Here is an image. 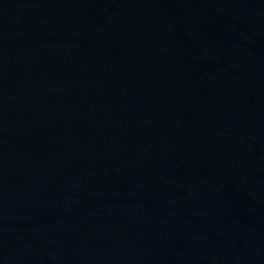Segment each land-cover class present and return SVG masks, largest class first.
<instances>
[{"label": "water", "instance_id": "obj_1", "mask_svg": "<svg viewBox=\"0 0 264 264\" xmlns=\"http://www.w3.org/2000/svg\"><path fill=\"white\" fill-rule=\"evenodd\" d=\"M0 264H264V0H0Z\"/></svg>", "mask_w": 264, "mask_h": 264}]
</instances>
